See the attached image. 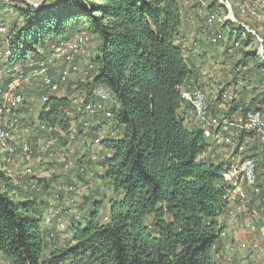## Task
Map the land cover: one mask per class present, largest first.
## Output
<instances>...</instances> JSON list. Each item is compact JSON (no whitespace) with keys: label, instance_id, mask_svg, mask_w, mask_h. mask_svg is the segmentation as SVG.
<instances>
[{"label":"trees","instance_id":"1","mask_svg":"<svg viewBox=\"0 0 264 264\" xmlns=\"http://www.w3.org/2000/svg\"><path fill=\"white\" fill-rule=\"evenodd\" d=\"M207 1V12L220 11L215 0ZM5 4L14 20L0 37L5 45L0 46L5 57L0 68L7 73L0 78L1 90L15 83L16 66L22 67L23 79L38 71L32 64L47 55L50 44L71 41L81 33L95 39L93 69L75 91L66 89L58 98L36 90L38 99L48 93L36 123L45 129L40 132L48 137L49 153L55 147L56 154L73 139L91 138L90 145L96 141L100 147L96 170L78 163L75 172L91 179L96 193L84 194L81 206L72 197V208L59 209L53 219L50 213L44 215L50 206L47 199L59 200L63 193L61 187L51 186L57 177L39 179L32 173L17 187L3 170L0 156V255L5 264H220L215 241L239 200H228L234 189L225 182L230 165L213 159L211 148L229 145L218 144L214 136L220 130L231 142L229 131L234 128L211 129L210 139L201 132V124L186 119L188 106L180 89L192 84L203 89V80L180 41L184 5L178 0H45L38 8L18 1ZM202 19L203 33L209 35L216 26L207 28ZM82 24L88 27L85 32ZM225 25L230 26L227 38L209 45L220 47L226 62L233 61V82L241 83L242 96L228 86L206 102L210 116L234 122L248 110L261 113L264 64L248 49L252 40H241L242 29ZM192 54L197 60L201 57L193 49ZM224 91L232 95L227 102ZM75 92L86 102L105 94L114 102L109 105L113 118L80 113L71 101ZM101 128L105 132L100 136ZM235 130L240 140L256 134ZM253 153L249 158L261 181L260 193L254 195L243 184L258 210L264 203V173H259L264 158H254ZM29 181L35 182L34 190ZM86 207L82 219L77 212V217L71 214L72 209ZM58 223L65 228L61 245L53 239Z\"/></svg>","mask_w":264,"mask_h":264},{"label":"rangeland","instance_id":"2","mask_svg":"<svg viewBox=\"0 0 264 264\" xmlns=\"http://www.w3.org/2000/svg\"><path fill=\"white\" fill-rule=\"evenodd\" d=\"M11 1H18V2H22V3H32V4H39L42 2V0H7L5 2H11ZM56 0H47V3H53ZM186 2H180L178 0L179 4L182 3H186L187 5H184L183 7V14L182 16H184L183 18V23L184 26L187 25V27L189 28V30H192V28L194 27H203V22H202V16L204 17V22L207 19V16L209 12H207V4L208 1L206 0H185ZM0 1V3H5ZM45 2V0L42 2V4ZM3 4H0V9L2 12H0V29H7V32L9 30V26L11 25L12 21L14 20V13L13 10L9 7V5L3 6ZM41 4V5H42ZM228 5H230V3H227ZM29 5V4H28ZM40 5V6H41ZM206 9V10H205ZM4 10V12H3ZM220 16V11L214 13ZM206 16V17H205ZM234 17L237 20L238 15L236 13H234ZM221 18V17H220ZM242 19L241 17L239 18V21L244 23L245 22L248 23H252L254 21L251 22V20L249 19ZM247 20V21H246ZM221 21H223V19L221 18ZM250 21V22H249ZM255 23V22H254ZM207 28L209 27H213L216 26V29H210L209 30V35H206V33L202 32V35L206 38H209L212 34H220V28H222V24L218 23V22H214L212 24H207V22H205ZM252 24H248L249 26L252 27ZM87 25H81V30H83V32H85V30H87ZM230 26H227V28L222 30V34L221 36H224L225 39L227 38V33L229 32ZM235 28V27H234ZM254 25H253V29H254ZM195 29V28H194ZM5 33L0 35V37H4ZM223 37V38H224ZM81 38V52L79 55H77L73 60L72 63L70 65H64L61 62L62 61H57L55 66L52 67H48V75L51 77V79L56 80L58 73H60L63 69L71 70L73 67H77V71L74 73H69L68 75V81H69V86L72 85V88H75L74 91L76 90V85L78 83L84 82L85 78L88 76V73L91 70H88V66L91 64L90 60L91 58L94 56L96 48H97V43L95 42V39L93 38L92 35L87 34V33H81L76 39H80ZM241 40L244 41V36L241 37ZM190 44L187 43V47L186 49L189 52H192L193 50H196L197 53L193 52L196 56L200 57V43L199 41H197L196 39H190ZM0 46H2V49L5 48V45L2 44V40L0 38ZM253 44H251L249 46V50H252L253 48ZM217 52V54H214L216 57L214 58L213 56H210L209 59L206 60V64H208L207 68H208V75L205 74V77H210V78H206V92L204 89H201L203 96L206 97V100L210 98L211 95H215V93L221 89V88H228V86H230L232 89H234L233 91L238 95H241V89H239L241 87V83H234L233 82V61H227V59H223L222 55V50L220 47L215 48ZM236 58V57H235ZM234 58V60H236ZM81 62H85L87 63L86 67L83 66V68L81 69L80 72L78 69V65L79 63L76 60H79ZM76 61V62H75ZM0 62H2V57L0 58ZM36 62V61H35ZM33 62L32 65H36V63ZM208 62V63H207ZM226 62V63H225ZM39 63H41V61H39ZM210 63V64H209ZM62 64V65H61ZM219 64V65H217ZM1 65V63H0ZM29 65V64H28ZM25 65V66H28ZM31 66V65H29ZM35 67V66H34ZM38 67V66H37ZM22 67L20 66H16V68H14V71L17 73H20V71ZM25 68V67H24ZM201 69V68H200ZM242 71H245V69L243 68ZM87 72V74L85 75V73ZM7 76L6 70H4L3 68H0V78L2 79L3 77ZM40 80V81H39ZM14 81V80H13ZM42 77L39 75V73L34 72L32 74H30L29 76H26V78L22 80H19L17 85H18V90H19V94L22 95L21 98V103H17V104H13L10 103L8 105H6V108H9V112L6 113L5 112V119H2V116L0 115V124L3 125V123L8 122L9 118L11 116H16L17 119H19V123H20V128H19V133H16L15 136H18L19 138L14 137L12 146L11 143L9 144V146L7 147L6 150H1L0 149V153H3L5 156L7 154V152L5 151H9L12 148V152L6 156V160L5 163L6 165L3 166V170H5L6 172H11V177L13 178V176H15L12 173V170L15 171L17 170V166L21 165V161L22 163H24L23 167L28 168L30 167L32 170V173L34 174V176H36L39 179H47L50 177H57V180L55 182H53L51 184V186L56 189V190H62L61 192L62 195L60 196L59 200H54V198H49L47 199L48 203L50 204L49 208L47 206L45 211V217L50 213L51 217L54 214L59 213V209L61 210L62 208L66 209V208H72V205L70 204V199L75 200V204L81 206L80 204L82 203V197L84 196V194L87 193H93L95 194V184L91 185V179H88L86 177L84 178H80L77 177V175H72L73 174V169L72 170H66V168L64 169V165H66L65 163H67V167L70 168V164H72V167H76V164L80 163V166H85V162L83 161V158H78L81 154H88V157H93V159L91 160H95L97 162V159L99 158V154L100 150L98 151V149L100 147H98V145L96 144V141L94 142V144L90 145V141L91 138H82L79 139V141L76 142V140H72L71 142H69L66 146H64V149H61L59 152H56V148L54 147V150L52 153H49V148L45 151V149H41L42 146H45L46 143L49 142H42L43 139L40 137L44 134L38 132L36 130V127L39 128L40 131H42L41 128H44L42 126H39L36 122H37V114L39 112V110H41L43 108V104H42V98L46 96V94H41L40 99H38V95L36 94V90L38 89V91L40 93H43L44 91L41 89V84H42ZM29 83V84H28ZM66 89H71V87H65V88H61V91L56 93V94H51V96H56V97H63L66 94ZM258 89V88H257ZM72 90V89H71ZM204 90V91H203ZM259 90V89H258ZM257 90V91H258ZM261 91V90H259ZM240 92V93H239ZM210 93V94H209ZM224 93H226L228 95V100L231 98L232 95H230V91H224ZM251 96L252 93L250 94ZM73 97H76L77 99H79L81 102H85V103H89L84 101L78 92H75V94L73 95ZM97 101L94 102H99L102 104V106L106 109L108 106V101L107 96L105 94H100L97 97ZM248 100V99H246ZM45 104V102H43ZM73 106H75L78 109L77 104H72ZM1 106V105H0ZM208 107V106H207ZM110 108V107H109ZM79 110V109H78ZM4 112V111H3ZM80 112V111H79ZM81 113V112H80ZM259 113V112H258ZM262 113V115H261ZM261 113H259V117H258V122L256 123L259 124V130H257V132H255L256 134H253L251 136L248 137H243L240 140L239 137V133L237 132V130L235 129H231L230 132V139L232 140L230 142L229 145L224 146V152L225 155L231 154L230 158L228 159L229 162L232 163V157L237 154V156L235 157V159L233 160V162L236 163H241L242 161L246 160L247 158V162H251L254 163V160L249 158V153L251 151L254 150V153L252 154V156L254 158H256L255 155H258V153L262 154L261 151L264 152V106L261 109ZM186 115V113H185ZM207 117L208 119H212V116H210V114L207 113ZM110 119V118H108ZM186 119L188 121H195L194 119H190L188 117V115H186ZM220 121H223V118H218ZM229 122V121H228ZM36 123V124H35ZM34 125V126H33ZM35 127V128H34ZM234 130V131H233ZM45 131V130H44ZM43 131V132H44ZM101 133L99 134L101 136V134H104V129L102 130L101 128ZM21 134V135H20ZM21 138V139H20ZM20 139V140H19ZM85 140L87 141V143H85ZM20 142V143H19ZM21 142H24L25 144H29L31 149H32V154H31V160L30 161H24L23 156L20 154V152H18L19 150H21ZM20 144V145H19ZM50 144V143H49ZM222 144V143H221ZM224 144V143H223ZM89 145V147H88ZM51 147V145H50ZM18 148V151H17ZM253 148V150H252ZM92 152V153H91ZM97 153V154H96ZM54 154V155H53ZM2 157V154H1ZM11 158V159H10ZM260 159L264 158V156L259 157ZM259 158L257 160H259ZM10 160V162H9ZM256 160V159H255ZM24 161V162H23ZM94 161V162H95ZM9 162V163H8ZM51 162V163H50ZM246 162V161H245ZM70 163V164H69ZM225 165L228 166V162H224ZM79 165V164H78ZM230 165V164H229ZM97 166V165H96ZM87 168L90 169V167L86 166ZM254 168H255V164H254ZM22 169V167H21ZM24 170V168H23ZM21 170V172L23 171ZM264 170V168H262L261 166H259V173H261ZM83 171L82 169L79 170V173H81L83 175ZM16 172H19V170H17ZM20 172V173H21ZM17 176V178H14V182H16V180L21 177V175ZM13 174V176H12ZM255 174H256V168H255ZM65 175L68 177V179L70 180H65ZM232 174H228L226 175L227 179L231 178ZM33 176V177H34ZM31 177V178H33ZM239 179V180H238ZM17 180V181H18ZM23 180V179H21ZM50 180V179H49ZM227 183L230 180H226ZM231 182V181H230ZM236 183L238 185H240V187H242L244 189V184L242 182V180L238 177L236 179ZM254 183V181H252L249 184ZM261 181L258 182V184L260 185ZM18 185V184H16ZM19 186V185H18ZM61 187V188H59ZM23 191H26L25 189ZM237 189L233 192H236ZM252 193L254 194V190H251ZM74 192V193H73ZM26 193H29L26 191ZM260 193V192H259ZM23 194V193H22ZM75 194V196L73 195ZM101 194V193H100ZM243 194V193H242ZM46 199H43L46 201ZM243 200V199H242ZM239 200V201H242ZM246 209H245V214L244 217L247 221L249 219V221L251 219L254 220L253 218V212L250 210L251 214L249 216V211L247 210V205ZM51 210V211H49ZM77 210V211H76ZM76 210L72 209L71 214L75 215V217H77L76 215L78 214V219L79 218H83V216L87 213H85V211L88 210V207L83 209L80 208H76ZM77 212V214H76ZM84 213V214H83ZM106 215V214H105ZM256 217V216H255ZM68 218V217H66ZM53 219V217H52ZM51 219V220H52ZM66 221V220H65ZM80 221V220H78ZM228 222H231V227L233 225L234 230L237 234H239L240 231H243L242 228H240V226H236V223H238L237 219H233L232 221L230 220V218H227ZM260 222L264 223V221ZM255 226V224H254ZM56 228L59 232L55 233L54 232V241L55 239L57 240L58 244L61 245L62 242L65 240L66 236H65V228H64V224H57ZM255 231H256V226H255ZM254 231V232H255ZM252 232V233H254ZM248 233V232H247ZM250 234V233H249ZM259 239L256 241L260 242V246L261 249H263L264 247V225L262 226L261 230L259 231ZM255 243V242H254ZM0 264H5V261L3 260V258L0 256Z\"/></svg>","mask_w":264,"mask_h":264},{"label":"bare ground","instance_id":"3","mask_svg":"<svg viewBox=\"0 0 264 264\" xmlns=\"http://www.w3.org/2000/svg\"><path fill=\"white\" fill-rule=\"evenodd\" d=\"M0 1L5 2L7 0H0ZM179 1L180 2H186L185 0H179ZM215 1L217 2V4L220 7V16L217 14H214V13H216L214 11L213 12L208 11L209 13H208V15H206L207 19L205 20V22H207V24H212L214 22H218V23L222 24V27H224L226 22H229L235 28H237V27L241 28L242 29V36H244V38H246V36H248L250 38V40H252V44L254 46L252 48V51L254 52L256 58L260 59L259 61L264 64V44H263V39H264V0H233V1L232 0H215ZM227 3H230V5H228ZM182 5H187V4L182 3ZM234 13H236L238 15V18L241 17L244 20L249 19V20H251V22L254 21L255 23L254 22H253V24L248 23V24H252V27H251L245 22V24H247V26H246L244 23L240 22L238 20V18H237V20L235 19ZM220 17L223 19V21H221ZM253 25L255 27L254 29H253ZM1 30L5 31V29H0V35L4 34V31H1ZM253 34L257 35V38ZM76 38H74L71 41H75V43L77 45L70 43L71 41H67V42L63 41L62 43L60 42L58 44H50V48L48 49L49 52L47 51L48 52L47 55H45L43 59H40L36 62V66H38L37 67L38 68L37 73H39V75L42 77L41 89L43 91L44 90L48 91V90L59 89V92H60L61 88L67 87L66 81H65V75H69V73H74L77 71V67H73L71 70H68V71L66 69H63L59 73V76L56 80L51 79V77L48 75V67L55 66L57 61H62V54H65V52L69 54V59H66V61H65L66 65H70L72 63V60L77 55L80 54V52H81V44H80L81 38L80 39H76ZM207 41L210 42V44H212V45H217L219 43L221 44V42L224 41V38H223V36H221V34H212L209 38H207ZM225 43H226V41H225ZM2 55H4V53H3L2 49L0 48V57ZM53 58H54L55 64L53 63V61H51V59H53ZM39 61H41V63H39ZM92 69H93V64L91 63L88 66V70H92ZM86 74H87V72L85 73V75ZM15 80H17V81H14L15 83L8 86V88H6L4 90L0 89V99H1V93H3V100L5 101L4 105H3V111L6 113L9 112V108L7 109L6 105L13 103L17 100V94H19L17 83L19 80L23 81L21 73H18V76ZM192 86H194V84L188 86L187 89H185V90L180 89L179 95L182 98V100L184 101V103L187 104V106H188V108L185 110L186 115H188V117L190 119L196 120L195 114H198V110L199 111H206L207 102H206V97L203 96V94L201 92L202 90L198 86H197L196 103L194 102L195 96H194V88H192ZM48 92L50 93V95L56 94L55 91H48ZM223 96H224L223 100L227 102L228 95L224 94ZM47 98H48V93L46 94L45 97L42 98V104H44L43 102H47ZM71 101H72V104H77L79 111L83 114H86L87 116H97L98 117L101 115L103 118L104 117L110 118V119L113 118L112 114L110 112V108H109L110 106L109 105L110 104L112 105V103H114V102L113 101L109 102V99H107L109 104H108L106 109L99 102L85 103L83 101L81 102L76 97H72ZM21 102H22L21 100H18L14 104L21 103ZM0 105H1V101H0ZM0 112H1V106H0ZM251 113H254V112L248 110V112L243 113V115L248 116V115H251ZM200 115H201V120H203V124H210V119H208L207 113H200ZM258 120H259L258 116H251V124H249L248 129H246V127L241 125L240 123H232L231 121H229V119H228L229 122L226 119H224L222 121V125H215V126H214V124L204 125V127H201V132L204 134V136L206 138H210V139H211L210 130L214 129L213 131H215V129H217V128L218 129L220 128L222 132H228L230 128H234V129L237 128V129L241 130V132H243V133L244 132L245 133L257 132V130H259V124L256 125V123H259ZM19 128H20V123H19V119H17L16 116H11L9 118L8 122L3 123V125L0 124V149L1 150H6L7 147L9 146V144L11 142H13L14 137L19 138L18 136H15L16 133H19ZM41 129H42V131L45 130L44 128H41ZM218 132H219V134L214 136L215 140L221 142L222 144L223 143L224 144H230L229 139L222 137L220 130ZM214 134H215V132H214ZM263 143H264V141H263ZM20 148H21V150H19V152L23 156L24 161H27V162L30 161V158H31L30 151L32 152L30 145L29 144L27 145L24 142H21ZM48 148L50 150V144L49 143H46L45 146L41 147V149H45V151ZM5 152H7V155H9L12 152V148L9 151H5ZM9 162H10V160H9ZM243 169H244V173H246V174L243 175V179H242L240 176L239 170H235L234 166L229 167V173L228 174H232V177L230 178V180H232V186L235 187L236 184L234 183V181L239 177L242 180V182L245 183V186L248 189L254 190V191L259 190L260 186H259L258 182H254L252 184H249L252 181H254V177H253V174H255L254 163H252V161L251 162L246 161L244 163ZM31 170L32 169L29 167L24 168L23 172L21 173V177L19 179H23L25 176L32 175ZM5 173L9 177L11 176V174H10L11 172L7 171ZM12 176H13V174H12ZM17 180H16V182H17ZM34 183L32 181H29V187L33 190L35 189V186H36ZM262 184H264V182ZM236 195H238V194H236ZM241 198H240V200H242ZM245 209H246V206H245V202L243 199L242 201H238L234 205V207H232L231 211L228 214L231 221L233 219L238 220V223H236V224H237V226H240V228H242L243 231H244V224L243 223H246V219L243 218L244 214H245ZM252 220L253 219L250 220L251 233L255 231V226H254ZM252 247H255V243H253Z\"/></svg>","mask_w":264,"mask_h":264},{"label":"crops","instance_id":"4","mask_svg":"<svg viewBox=\"0 0 264 264\" xmlns=\"http://www.w3.org/2000/svg\"><path fill=\"white\" fill-rule=\"evenodd\" d=\"M194 28H192V30H189L187 25L184 26L183 30L181 31L180 41L185 46L187 45V43L190 44V42H191L190 39H196L197 41H199L200 51H201L200 52V55H201L200 59L199 60L195 59L192 52L188 53L187 56L189 57V60H191V63L194 66V68L195 67L201 68L200 69V77H202V80H203L202 87L206 92V78H210V77H205V74L208 75V68H207L208 64H206V60L209 59L210 56H213L215 58L216 56L214 54H217V52H215L216 49L214 47L210 46L209 42L202 35L203 27H194ZM193 52L197 53L196 50H193ZM2 60H5V57H2ZM76 61L79 63V65H78L79 71L78 72H80L81 69L83 68L82 65H84V67H86V65L88 63V62L87 63L81 62L80 59L76 60ZM58 75H59V73H58ZM57 78H58V76H57ZM60 98H62V97H60ZM38 132H40V130ZM41 132H43V131H41ZM42 134H44V133H42ZM40 137L43 139L42 142H46L48 140V137L45 134L40 136ZM75 140H76V142L79 141V139H75ZM215 141H217V140H215ZM12 143H11V146H12ZM17 151H18V148H17ZM211 151H212V154L211 153L210 154H211V156H213V159L219 161V159L222 158L224 160L223 162H228V164H231V162L228 161L231 154L225 155V153H223L224 152L223 147L212 144ZM261 152H262V154L258 153L259 157L264 156V152L263 151H261ZM1 154H2L1 160L4 163V165H6V163H5L6 159L5 158H6L7 154L5 156L3 153H0V156H1ZM88 154H81L76 159L84 157L83 161L85 162V166H88V167H90L91 170L95 171L97 168L96 165H98L97 164L98 161L96 162L94 160L95 161L94 162L93 160H91V159H93V157L92 156L88 157ZM236 156H237V154H235L232 157V159H231L232 163H234L233 160L235 159ZM23 164L24 163H22V161H21V165L17 166L18 167L17 170H19V172H16L17 170H15V171L12 170V173L15 175V176H13L12 180H14V178H17V175H19L21 170H23V168H24ZM70 165H71L70 170L73 169L72 175H75L77 165H76V167H72V164H70ZM21 167H22V169H21ZM263 173H264V170H263ZM231 177H232V175H231ZM64 179L66 181L70 180V179H68V177L66 175H65ZM225 180H230V179H227L226 175H225ZM22 181L23 180L19 179L17 181L18 183L14 182V181L13 182H14V184L19 185V186L17 185V187H22ZM225 182L227 183V181H225ZM228 183H230V185L232 184V182H230V181ZM234 183L236 185H235V187L233 186L234 189L229 194L228 200L230 199V201H233L236 198L238 200H240V198L242 197L241 199H244L248 208L250 205V207H251L250 210H252L253 215L256 214V217H254V220H252L253 224H255V226H256V231L254 233H251V234H249L245 231H240L239 234L236 235L237 232H235L233 225L231 227V224H230L231 222H228L227 218H226L225 221L223 222L224 231H223L222 235L215 241V260L218 261L220 264H264V247H263V249H260V251H257V252L252 250V245L254 243V240L259 239V237H260L259 231L261 230V228L264 224V223L260 222V219H261V221H264V203L259 205L260 208L257 207V208H259L258 210L253 209V202L251 201L249 195L246 194L245 188L243 189L242 187H240V185H238L239 183L238 184L236 183V180L234 181ZM236 189H237V191L233 192ZM236 194H238V195H236ZM254 205L258 206L257 204H254ZM250 210H249V213L251 214ZM236 226H237V224H236Z\"/></svg>","mask_w":264,"mask_h":264},{"label":"built area","instance_id":"5","mask_svg":"<svg viewBox=\"0 0 264 264\" xmlns=\"http://www.w3.org/2000/svg\"><path fill=\"white\" fill-rule=\"evenodd\" d=\"M242 25H243V24H242ZM245 25L247 26V24H245ZM245 25H244V26H245ZM1 31H4V30H1ZM4 33H5V31H4ZM253 35H255V34H253ZM255 36H256V38H257V35H255ZM70 43H72V44H74V45H77V44L75 43V41H71ZM66 59H69V54L65 52V54H62V62H61V63L64 64V65H66V63H65ZM51 61H53V63H54V58L51 59ZM54 64H55V63H54ZM62 64H61V65H62ZM15 81H17V80H15ZM65 81H66V85H68V87H71L72 90L75 89V88H72V85L69 86L68 75H65ZM192 88H194V96H195V100H194V102L196 103L197 85L194 84V86H192ZM48 91H55V93H58V92H59V89H57V90H48ZM230 95H231V94H230ZM21 98H22V95H21V94H17V100H16V101L21 100ZM0 101H1V112H0V114H1V116H2V119H3V120H6V119H5V112H3V105H4V102H5V101L3 100V93H1V99H0ZM16 101H15V102H16ZM15 102H13V104H14ZM200 113H208V107H207L206 111H199V110H198V114H195V115H196V122L199 123V124H201V127H204V125H211V124H214V126H215V125H222V121H220L217 117H213V116H212V119L210 120V124H203V120H201V115H200ZM251 116H258V117H259V113L255 111L254 113H251V115L243 116V117H241V118L235 120V121L232 122V123H240L241 125L245 126L246 129H248L249 124H251ZM34 128H35V127H34ZM214 139H215V138H214ZM216 142H217L218 144H221V142H218V141H216ZM27 147H28V146H27ZM31 154H32V152L30 151V156H31ZM31 157H32V156H31ZM30 160H31V158H30ZM245 161H247V159L244 160V161H242L241 163H236V164H235V163H232V164H230V166H234V169H235V170H239V172H240V176H241L242 179H243V175L246 174V173H244V169H243V166H244ZM67 165H68V164H66V165L64 166V169L67 168ZM29 168H30V167H29ZM253 177H254V182H260V180H258L256 174H253ZM262 185H263V187H264V184H262ZM259 192H260V189L254 191V195H258ZM247 210H248V209H247ZM249 216H250V213H249ZM255 216H256V214L253 215V218H254ZM243 224H244V231H245V232H248V233L251 234V224H250L249 219H248V221L246 220V223H243ZM263 225H264V224H263ZM254 242H255V247H252V250H253V251H256V252H257V251H260V249H261L260 242H259V241H256V240H254Z\"/></svg>","mask_w":264,"mask_h":264},{"label":"water","instance_id":"6","mask_svg":"<svg viewBox=\"0 0 264 264\" xmlns=\"http://www.w3.org/2000/svg\"><path fill=\"white\" fill-rule=\"evenodd\" d=\"M44 0H42V2H43ZM42 2L41 3H39V4H32V3H27V4H29L30 6H32L33 8H38V7H40V5L42 4Z\"/></svg>","mask_w":264,"mask_h":264}]
</instances>
